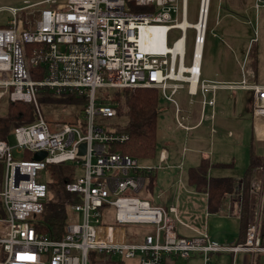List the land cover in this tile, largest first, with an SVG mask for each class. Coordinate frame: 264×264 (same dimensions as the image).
<instances>
[{
	"label": "built area",
	"instance_id": "obj_1",
	"mask_svg": "<svg viewBox=\"0 0 264 264\" xmlns=\"http://www.w3.org/2000/svg\"><path fill=\"white\" fill-rule=\"evenodd\" d=\"M55 1L42 2L47 6L24 23L16 20L18 12L35 5L0 7L13 17L7 27H0V105L6 100L28 103L36 114L33 122L13 129V144L0 139V264H88L92 252L122 264L130 260L135 264H175L196 256L201 264H212L213 256L219 254H230L233 264L239 253L243 254L241 264H264V161L249 179L242 240L219 244L206 230L181 222L175 207L151 202L147 174L165 168L168 152L164 146L157 166L139 164L128 155L109 152L110 144L127 136L112 134L96 123V119L108 120L116 114L115 103L97 99L98 89L143 88L156 89L174 105L176 129L190 131L208 120L210 132L216 133L212 125L218 90L249 91L253 127L257 130V120L264 124V84L251 81L253 74L244 63L240 82L201 80L210 0H199L194 24L186 21V0ZM253 8L256 13L264 8V0H253ZM189 29L194 38L186 66L185 32ZM172 31L180 35L167 46ZM184 84L189 96L200 97L195 126L188 125L189 117L181 115L173 98ZM39 88L53 97L85 93L84 124L50 130L40 113ZM260 137L264 140V126ZM82 143L85 148L80 156ZM36 152L46 155L36 161ZM31 153V160L23 159ZM67 161L79 164L83 173L64 183L65 191L74 198L72 214L64 235L52 240L33 227L34 217L44 212L48 195L37 172ZM241 184L225 195L229 200L235 197L239 214L245 195ZM109 220L112 223H105ZM176 222L193 231L194 237L179 236Z\"/></svg>",
	"mask_w": 264,
	"mask_h": 264
},
{
	"label": "rangeland",
	"instance_id": "obj_2",
	"mask_svg": "<svg viewBox=\"0 0 264 264\" xmlns=\"http://www.w3.org/2000/svg\"><path fill=\"white\" fill-rule=\"evenodd\" d=\"M47 0H0V7L22 9L28 5H35L23 12H18L16 20L22 21L31 19L32 14L47 6L42 4ZM56 0L55 2H64ZM199 0H186V21L194 24L197 20ZM53 6V5H50ZM32 12V13H29ZM257 14V15H256ZM24 17V18H23ZM257 18V19H256ZM13 17L7 10L0 11V27H7L8 21ZM179 20V17H178ZM208 26L205 34V44L201 56V80L218 83H237L244 78V71L241 70L242 63L248 67L247 50L253 42L257 49V70L253 81L259 85L264 84V8H259L256 13L253 8V0H211ZM255 26V28H254ZM178 31H172L167 37V46L179 37ZM186 38V61L190 63L193 47L194 32L189 29L185 32ZM253 78V77H250ZM187 85L178 90L173 97L181 109L182 116L189 117V124L194 123V117L200 109V103L196 104L199 95L191 97L187 94ZM101 91L97 90L96 96ZM169 94V91L166 92ZM243 92L237 91L236 95L229 91L218 92L215 105L217 116L214 128L221 131L212 133L210 136L205 133L202 127L194 132L184 133L183 130L175 128L173 121L174 105L167 102L158 94L157 105V151L152 160L138 162L150 166H157L159 150L164 146L169 153V160L163 170L156 172V184L153 188L151 202L161 206L174 205L178 213L177 218L186 226L198 231L206 230L208 236L219 244L235 243L239 235V219L235 216V210L229 209L222 201L220 210L210 213L205 219L206 196L203 193L194 192V188L186 182V170L194 167V148H199L200 153H205L208 160L207 175L216 178H231L233 180V193L241 183L242 177L250 163L251 152L264 161V140L256 138L253 129L252 116L246 110L243 103ZM191 97V99H189ZM66 97H50V101H44L38 96L40 113L50 130H56L59 123L67 121L74 115V125L84 124L83 115H80V106L75 103L63 101ZM210 108H206L209 114ZM97 124L105 126V121L99 120ZM209 122L207 123V130ZM225 132H229L226 134ZM194 138L199 141L194 144ZM8 143L13 144V136L10 134ZM184 149V150H183ZM200 154V155H201ZM23 159L31 160L32 153ZM199 161V160H198ZM199 162H197L198 164ZM174 165V166H172ZM170 166V167H169ZM63 172L64 175L78 177L82 175L83 169L74 161H67L60 165L51 166L42 172H37L42 183L50 188L47 200H54L56 197L66 193L62 191L63 185L57 184L55 175ZM39 178V177H38ZM149 191V190H148ZM60 192L59 195L57 193ZM143 194V192H142ZM159 195L157 198L156 196ZM70 202V201H69ZM70 205V203H69ZM72 211L69 206V216ZM112 219V216H111ZM105 223H112V220ZM176 231L179 236L194 237L193 231L181 226L178 222ZM262 232L264 233V219L261 218ZM130 229L129 226H127ZM243 254L235 256L233 264H241ZM113 260V258L111 257ZM88 264H104L101 257L88 259ZM126 264H135L133 260ZM175 264H201L200 258L193 257L185 261L177 260ZM212 264H232L230 254L214 255ZM258 264H262L261 261Z\"/></svg>",
	"mask_w": 264,
	"mask_h": 264
},
{
	"label": "trees",
	"instance_id": "obj_3",
	"mask_svg": "<svg viewBox=\"0 0 264 264\" xmlns=\"http://www.w3.org/2000/svg\"><path fill=\"white\" fill-rule=\"evenodd\" d=\"M211 3V0H210ZM209 3V10H210ZM209 17V11H208ZM24 18V17H23ZM208 22V18H207ZM208 26V24H207ZM248 67L253 74L257 70V49L252 42L247 50ZM38 96L40 99L47 101L52 97L49 91L39 88ZM158 94L156 89H117L101 92L97 99L103 100L105 103L116 104V114L114 117L105 121V126L108 132L112 134L126 135V139L122 142H115L108 146L109 152H120L128 155L138 162L152 160L156 155L157 147V105ZM103 95V96H102ZM62 99L68 103H75L80 106V115H83V110L87 99L85 93H72ZM74 115L67 121L59 123L58 126L74 125ZM36 118L35 108L32 104L23 102H10L6 100L0 105V139L8 140L13 129L19 125H26L33 122ZM101 119H96V123ZM262 163V159L257 158L252 152L250 163L245 171L241 185L243 187L244 201L241 204V229L244 231L247 219V203L246 192L252 170ZM56 166L60 164H50ZM1 166V165H0ZM47 168V167H46ZM45 168V169H46ZM208 163L201 161L197 166L190 167L186 170V182L192 186L196 192L205 193L207 202L206 208L210 213H215L220 210V206L226 194L233 191V180L231 178H216L207 176ZM148 190L152 193L156 184V172L147 174ZM1 178V169H0ZM74 176H66L63 172H58L55 175L57 184L63 185L62 191L66 193L54 200H46L44 212L36 215L33 220V227L36 232L42 236H47L52 240L60 239L64 233L69 218V203L74 199L64 189V183L73 181ZM49 192L50 188L47 186ZM60 192L57 193L59 195ZM70 201V202H69ZM154 203V202H152ZM92 258L101 257L104 264H122L120 261L112 260L111 256L92 252ZM106 258V259H105Z\"/></svg>",
	"mask_w": 264,
	"mask_h": 264
},
{
	"label": "crops",
	"instance_id": "obj_4",
	"mask_svg": "<svg viewBox=\"0 0 264 264\" xmlns=\"http://www.w3.org/2000/svg\"><path fill=\"white\" fill-rule=\"evenodd\" d=\"M253 79L254 78H252L251 79V81H253ZM227 92V91H229V92H231L232 94H233V96H235L236 95V92L237 91H240V92H243V93H245V94H243V103L245 102V107H246V110L247 111H249L250 113H251V108H252V106H251V99H252V97H251V93L249 92V91H245V90H218L217 92H216V105L218 104V101H217V95H218V92ZM196 102V104H199L198 102H199V99L197 98V100L195 101ZM199 112H200V109L198 110V112H197V114H196V116L194 117V123L193 124H189V119H188V121H187V123H188V125L189 126H195L196 124H197V122H198V120H199ZM251 116H252V113H251ZM216 121H217V116H216V114H215V119H214V122H213V125H212V127L214 126V124H216ZM209 121L208 120H205V121H203L202 123H201V125L200 126H198V127H196V128H194V129H191L190 131H183L184 133H190V132H192V131H194V132H196V131H198L201 127H202V125H203V123H206V126L204 127V130H202V131H204L205 133H207L209 136L212 134L211 132H210V124H209V127H208V130H207V123H208ZM213 129L216 131V133H214V134H217V133H220L221 131H219V130H217V129H215L214 127H213ZM253 129H254V131H255V134H256V138L257 139H260L261 137L257 134V130L253 127ZM182 131V130H181ZM225 133H227V132H225ZM197 142H199V141H197L195 138H194V144H196ZM184 150V149H183ZM200 153V150H199V148L197 149V148H194V167L195 166H197L201 161H207V163H209L208 162V160L205 158V153H203V154H201ZM168 156H169V153H168ZM170 157V156H169ZM199 160V161H198ZM167 162H170V160H169V158H168V160H167ZM166 162V163H167ZM197 162H199L198 164H197ZM172 166H174V165H172ZM170 167V166H169ZM208 176V175H207ZM209 177V176H208ZM194 192H196V191H194ZM197 194L198 193H201V192H196ZM203 194H205V193H203ZM206 196V195H205ZM225 198V197H224ZM231 200H229V198H225V203L226 204H228V207H230L231 209H233V210H235V216L236 217H238V219H239V223H240V219H241V214H239V211H238V204H237V200L235 199V197H232V198H230ZM206 202H207V198H206ZM169 206H173V207H175L174 205H172V204H170V205H168V206H166V207H169ZM176 208V207H175ZM207 209V208H206ZM176 213H178V210H177V208H176ZM208 215H209V212L208 213H205V219L208 217ZM242 238H243V230L241 229V225H240V227H239V235H238V238H237V240H236V242H239V241H241L242 240ZM135 263V262H134Z\"/></svg>",
	"mask_w": 264,
	"mask_h": 264
},
{
	"label": "water",
	"instance_id": "obj_5",
	"mask_svg": "<svg viewBox=\"0 0 264 264\" xmlns=\"http://www.w3.org/2000/svg\"><path fill=\"white\" fill-rule=\"evenodd\" d=\"M84 148H85V144L82 143L80 146H79V151H78V155H83L84 153ZM45 152H36L33 156V159L36 160V161H40L42 160L44 157H45Z\"/></svg>",
	"mask_w": 264,
	"mask_h": 264
},
{
	"label": "bare ground",
	"instance_id": "obj_6",
	"mask_svg": "<svg viewBox=\"0 0 264 264\" xmlns=\"http://www.w3.org/2000/svg\"><path fill=\"white\" fill-rule=\"evenodd\" d=\"M186 24V22H184L183 24H182V26H184ZM182 41H180V43H181ZM198 54H199V48H198V50H197V57H198ZM197 60L198 59H196V63H195V67L197 66ZM263 126H264V124H263V120H257V122H256V128H257V134L259 135V136H261L262 135V132H263Z\"/></svg>",
	"mask_w": 264,
	"mask_h": 264
}]
</instances>
